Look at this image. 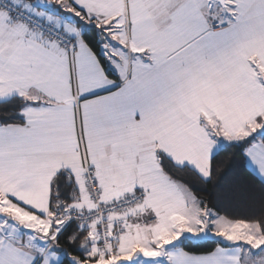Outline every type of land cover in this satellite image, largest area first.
I'll return each mask as SVG.
<instances>
[{
	"label": "snow or ice",
	"instance_id": "6c2138e0",
	"mask_svg": "<svg viewBox=\"0 0 264 264\" xmlns=\"http://www.w3.org/2000/svg\"><path fill=\"white\" fill-rule=\"evenodd\" d=\"M0 264H264V0H0Z\"/></svg>",
	"mask_w": 264,
	"mask_h": 264
},
{
	"label": "trees",
	"instance_id": "16d2710c",
	"mask_svg": "<svg viewBox=\"0 0 264 264\" xmlns=\"http://www.w3.org/2000/svg\"><path fill=\"white\" fill-rule=\"evenodd\" d=\"M187 179H189L190 183H192V185L196 188H204L206 190V192L208 193V198H210L211 196L214 195V191L211 185H201L195 177L193 176H187ZM203 195V193H202ZM231 214H235V215H244L247 214V209L244 207H237L235 205L228 207L227 209ZM211 246V245H210Z\"/></svg>",
	"mask_w": 264,
	"mask_h": 264
}]
</instances>
